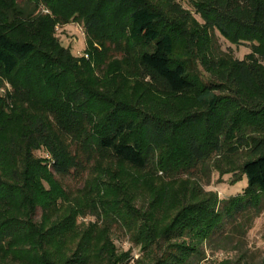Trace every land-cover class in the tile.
Returning a JSON list of instances; mask_svg holds the SVG:
<instances>
[{
    "label": "trees",
    "instance_id": "1",
    "mask_svg": "<svg viewBox=\"0 0 264 264\" xmlns=\"http://www.w3.org/2000/svg\"><path fill=\"white\" fill-rule=\"evenodd\" d=\"M190 1L201 22L179 0H0V264H126L113 223L150 264H194L226 221L231 239L260 212L264 0ZM72 21L100 77L56 37ZM217 34L250 52L218 55ZM242 147L238 168L213 164L241 193L220 200L188 177ZM85 170L75 192L59 180Z\"/></svg>",
    "mask_w": 264,
    "mask_h": 264
},
{
    "label": "rangeland",
    "instance_id": "2",
    "mask_svg": "<svg viewBox=\"0 0 264 264\" xmlns=\"http://www.w3.org/2000/svg\"><path fill=\"white\" fill-rule=\"evenodd\" d=\"M179 3L183 8L191 11L192 15L201 22L199 15L194 13L190 0H179ZM43 12L45 13L47 11L44 9ZM55 35L59 39L60 43L63 46L68 47L75 57L84 58L90 62L96 77L101 76L103 66H97L94 59L87 52V35L82 24L73 21L66 24H58L55 26ZM215 38L218 55H221L222 53H229V56H232L233 58L243 59L244 56L250 52V45L247 43L234 45L218 34ZM181 46V44L177 46L178 50ZM194 59L195 60L191 62L194 73L202 79V81L208 82V80L212 77L211 73L200 64L196 57ZM216 79L217 78H215V80ZM9 88V83L4 81L3 85L0 87V91L4 92ZM223 94L233 95L228 90H225ZM249 129L251 128L246 129L247 135H252L253 133ZM35 153L38 156L46 155L44 151H36ZM249 158L251 157L248 155L245 147H242L238 153L233 156L222 157L213 155L204 167L199 166L197 169L193 170L192 174L189 176L181 173L179 177L186 178L188 176L190 179L196 180L204 191H216L217 197L220 200L227 199L230 196L241 193L243 185L241 183H237L230 186L229 183L232 181L234 174L225 173L222 175L218 170L213 168V164L218 161L224 168H238ZM226 160H228V163ZM88 175V171L85 170L79 172L78 174L72 173L65 178H59V180L67 190L75 192L83 186L84 180L88 177ZM243 181L246 185L247 180L244 178ZM93 220H95V217L91 215L80 217L78 219V221H83L85 223ZM238 220L242 222L245 221L239 217L236 221ZM233 223L234 221H226V224L222 226L221 233L215 234L209 241H206L203 244L204 258L194 264H217L226 258H232L235 260L241 259V264H264V206H262L260 212L256 217H254L251 223H245L242 229L245 228L246 230H241L244 232L234 234L231 239H222L220 236L227 233L229 229H231ZM111 237L118 251H130L131 258L126 264H150L149 257L139 250V246H136L132 242L130 233L119 226V224H112ZM235 243L237 248H233V246L235 247Z\"/></svg>",
    "mask_w": 264,
    "mask_h": 264
}]
</instances>
